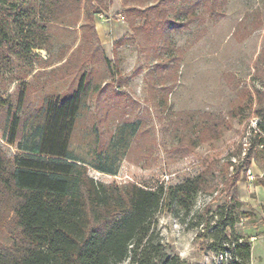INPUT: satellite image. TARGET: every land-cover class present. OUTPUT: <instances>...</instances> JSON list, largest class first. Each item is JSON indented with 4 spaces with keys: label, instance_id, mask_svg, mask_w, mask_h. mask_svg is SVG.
I'll list each match as a JSON object with an SVG mask.
<instances>
[{
    "label": "trees",
    "instance_id": "16d2710c",
    "mask_svg": "<svg viewBox=\"0 0 264 264\" xmlns=\"http://www.w3.org/2000/svg\"><path fill=\"white\" fill-rule=\"evenodd\" d=\"M155 1L124 0L133 29L137 16L150 31L189 26L204 16L197 13V4L180 7L179 14L171 16L176 8ZM111 5L112 0H0V71L12 62L33 64L39 58L35 49H49V25L74 17L76 22L82 11L99 42L94 18ZM180 14L188 17L181 24ZM103 60L110 63L104 53ZM256 70L264 74L263 53L256 60ZM15 80L20 81L17 89L7 95L0 85V127L10 144H18L12 156L0 146V233L6 231L10 238L9 244L0 246V264H190L167 250L156 231L157 214L163 207L187 214L199 193L218 191L222 184L228 198L191 227H200L197 236L208 241L207 249L227 264H252V242L237 226L256 213L240 199L237 187L239 181L248 180L253 160L264 162V91H242L239 95L246 103L219 115L170 110L165 93L160 119L178 136L177 158L221 138L233 119L254 106L256 125L250 129L247 147L225 158L217 176L214 163L180 183L147 187L99 181L90 175L87 163L71 152L80 114L92 98L86 71L74 91L48 95L40 106H30L29 83L23 77ZM139 124L120 126L111 144L128 148L140 131ZM95 168L117 173L105 160ZM256 182L264 186V174Z\"/></svg>",
    "mask_w": 264,
    "mask_h": 264
},
{
    "label": "rangeland",
    "instance_id": "374dc122",
    "mask_svg": "<svg viewBox=\"0 0 264 264\" xmlns=\"http://www.w3.org/2000/svg\"><path fill=\"white\" fill-rule=\"evenodd\" d=\"M155 2L176 8L171 16L178 15L182 7L197 4V13L204 16L189 26L166 31H150L137 16V28L133 29L124 0H112L110 9L94 18L99 42L82 11L76 22L74 17L49 25V49H35L39 58L33 64L12 62L0 71V85L6 95L17 89V77L29 83L30 106H40L51 94H70L86 71L92 98L80 114L70 149L99 181L136 182L147 187L173 185L214 163L212 171L217 176L225 158L241 146L247 147L250 129L256 125L254 106L233 119L221 138L208 140L177 158L174 149L178 136L160 119L164 108L161 100L168 92L170 110L219 115L246 103L239 95L242 91H264V74L256 72V60L264 55V0ZM187 19L180 14L178 22ZM103 53L109 64L103 60ZM69 57V64L62 66ZM130 122L140 123L137 136L128 148L114 147L111 143L117 139L116 129ZM0 146L11 156L18 152V144H10L1 127ZM103 160L117 173L98 171L95 164ZM222 189L223 184L218 191L199 193L187 214H175L168 207L157 214L156 231L169 252L190 264H227L222 256L207 249L208 241L197 236L200 227H191L228 198ZM251 203L248 205L256 215L242 219L237 230L252 242V264H264V208H254L253 199ZM9 242L6 231H1L0 246Z\"/></svg>",
    "mask_w": 264,
    "mask_h": 264
},
{
    "label": "crops",
    "instance_id": "0c3cea01",
    "mask_svg": "<svg viewBox=\"0 0 264 264\" xmlns=\"http://www.w3.org/2000/svg\"><path fill=\"white\" fill-rule=\"evenodd\" d=\"M251 173L248 175V181H239V197L247 204H252L254 200V208H264V186L257 184L256 177L264 174V162L261 160H253L250 167ZM252 263V257H251Z\"/></svg>",
    "mask_w": 264,
    "mask_h": 264
},
{
    "label": "built area",
    "instance_id": "2783aa9c",
    "mask_svg": "<svg viewBox=\"0 0 264 264\" xmlns=\"http://www.w3.org/2000/svg\"><path fill=\"white\" fill-rule=\"evenodd\" d=\"M249 173H250V170H249Z\"/></svg>",
    "mask_w": 264,
    "mask_h": 264
}]
</instances>
